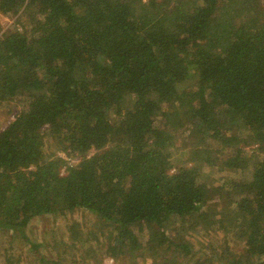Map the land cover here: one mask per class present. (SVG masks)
Here are the masks:
<instances>
[{
	"label": "trees",
	"instance_id": "obj_1",
	"mask_svg": "<svg viewBox=\"0 0 264 264\" xmlns=\"http://www.w3.org/2000/svg\"><path fill=\"white\" fill-rule=\"evenodd\" d=\"M0 13L14 18L0 103L27 98L0 127L2 264L18 245L28 264H64L29 224L75 211L105 238L84 264H264V0H0Z\"/></svg>",
	"mask_w": 264,
	"mask_h": 264
},
{
	"label": "rangeland",
	"instance_id": "obj_2",
	"mask_svg": "<svg viewBox=\"0 0 264 264\" xmlns=\"http://www.w3.org/2000/svg\"><path fill=\"white\" fill-rule=\"evenodd\" d=\"M13 20L14 18L0 13V33L3 31H7L13 27ZM27 98L25 97H17L12 100H5L0 103V127H4L10 120L13 119L14 115L22 109L24 104L26 103ZM44 143H45V151L47 154L50 153V151L54 150L55 154L62 156L64 159H69L68 155L60 150L58 147L54 145V141L49 139L47 136L44 137ZM247 146V145H246ZM211 147L214 149H218L219 145L216 142L211 143ZM56 148V149H54ZM172 154V160L174 162V166H180L184 165L186 163V160L189 159L188 155L180 150H176V147L174 149ZM225 153H231V149H223ZM222 152V153H224ZM187 164H191V160H188ZM241 172H238L237 170H228L225 169L221 172L217 171V168H205L202 172V175H205V178L213 179L214 177H226L228 174H231L232 176L240 175ZM250 172H245L243 174V178H247L249 176ZM77 222L79 223V231L80 235L78 238H73L68 223L69 222ZM91 219L88 213H85L84 211H75L74 213L68 215L65 218H54L53 216H40L35 217L33 220H31L29 224L30 233L33 235V237H39V236H45L46 239L49 241L48 246L45 247V250H42L44 253H47L50 256L53 257H62L64 264H84L87 261H91V250L92 249H99L103 246H105V238L104 236H100L98 239L94 237V235H90V233L95 232L97 234L100 233V230L97 226H95L94 230H91L90 223ZM94 226V225H93ZM135 226H139L137 223H135ZM147 234V230H145ZM198 232L195 230L192 231V234H188L190 238L193 239V234H197ZM199 234V233H198ZM85 240V241H83ZM150 242L152 245L156 246L158 241V238L155 234L151 235ZM74 244V249L71 248V244ZM3 245V243H2ZM17 248L21 251L17 250H9L8 251V257H11L12 261H14L12 264H15L19 261V254H21L22 261L20 264H28L26 262V256H24L23 248L18 245ZM1 255V254H0ZM60 255V256H59ZM2 256V255H1ZM19 257V258H18ZM72 257V260L71 258ZM87 259V260H86ZM145 262L142 264H151V260L149 257L144 258ZM0 264L1 260H0ZM19 264V263H18ZM102 264H114V261L110 257H106L102 260Z\"/></svg>",
	"mask_w": 264,
	"mask_h": 264
}]
</instances>
